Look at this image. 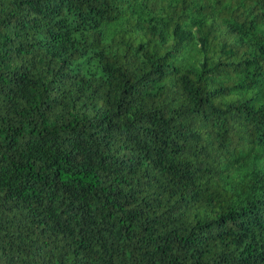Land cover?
Segmentation results:
<instances>
[{"label":"trees","instance_id":"obj_1","mask_svg":"<svg viewBox=\"0 0 264 264\" xmlns=\"http://www.w3.org/2000/svg\"><path fill=\"white\" fill-rule=\"evenodd\" d=\"M0 264H264V0H0Z\"/></svg>","mask_w":264,"mask_h":264}]
</instances>
